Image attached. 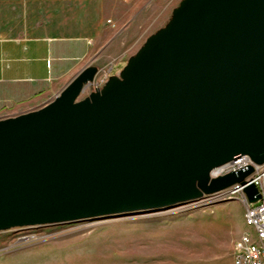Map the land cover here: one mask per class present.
<instances>
[{
    "label": "water",
    "instance_id": "95a60500",
    "mask_svg": "<svg viewBox=\"0 0 264 264\" xmlns=\"http://www.w3.org/2000/svg\"><path fill=\"white\" fill-rule=\"evenodd\" d=\"M89 65L43 107L0 118V232L261 193L264 0H183L119 75Z\"/></svg>",
    "mask_w": 264,
    "mask_h": 264
},
{
    "label": "rangeland",
    "instance_id": "374dc122",
    "mask_svg": "<svg viewBox=\"0 0 264 264\" xmlns=\"http://www.w3.org/2000/svg\"><path fill=\"white\" fill-rule=\"evenodd\" d=\"M113 1L124 9L119 23L107 25L121 47L111 58L104 53L108 42L96 48L91 63L99 77L119 75L183 0ZM84 2L0 0V34L82 33L74 18L84 13ZM92 91L87 88L80 100ZM224 193L170 210L1 231L0 264H233L234 243L247 229L245 205Z\"/></svg>",
    "mask_w": 264,
    "mask_h": 264
},
{
    "label": "crops",
    "instance_id": "0c3cea01",
    "mask_svg": "<svg viewBox=\"0 0 264 264\" xmlns=\"http://www.w3.org/2000/svg\"><path fill=\"white\" fill-rule=\"evenodd\" d=\"M83 7L80 18H74L82 33L0 34V118L46 105L83 68L92 65L91 56L105 42L104 53L115 56L121 40L112 39L107 21L119 23L124 8H117L113 0H86Z\"/></svg>",
    "mask_w": 264,
    "mask_h": 264
},
{
    "label": "built area",
    "instance_id": "2783aa9c",
    "mask_svg": "<svg viewBox=\"0 0 264 264\" xmlns=\"http://www.w3.org/2000/svg\"><path fill=\"white\" fill-rule=\"evenodd\" d=\"M108 80V75L97 76L91 84L93 91L102 89ZM250 166L254 168V172L246 180L258 187L261 193L260 200L255 204L248 203L243 188L239 186H234L224 193L228 197L239 196L245 205L244 221L247 229L234 243L233 264H264V164L256 165L249 157H243L212 173V177H219L231 172L247 170Z\"/></svg>",
    "mask_w": 264,
    "mask_h": 264
},
{
    "label": "bare ground",
    "instance_id": "6f19581e",
    "mask_svg": "<svg viewBox=\"0 0 264 264\" xmlns=\"http://www.w3.org/2000/svg\"><path fill=\"white\" fill-rule=\"evenodd\" d=\"M88 223V222H87Z\"/></svg>",
    "mask_w": 264,
    "mask_h": 264
}]
</instances>
